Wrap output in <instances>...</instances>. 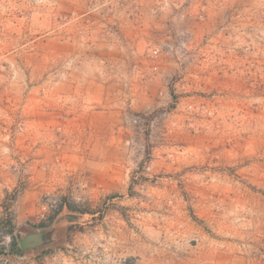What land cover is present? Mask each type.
<instances>
[{
	"label": "rangeland",
	"instance_id": "obj_1",
	"mask_svg": "<svg viewBox=\"0 0 264 264\" xmlns=\"http://www.w3.org/2000/svg\"><path fill=\"white\" fill-rule=\"evenodd\" d=\"M0 264H264V0H0Z\"/></svg>",
	"mask_w": 264,
	"mask_h": 264
},
{
	"label": "water",
	"instance_id": "obj_2",
	"mask_svg": "<svg viewBox=\"0 0 264 264\" xmlns=\"http://www.w3.org/2000/svg\"><path fill=\"white\" fill-rule=\"evenodd\" d=\"M66 244V229L63 220L56 218L49 227L23 226L19 245L27 253H36L45 248Z\"/></svg>",
	"mask_w": 264,
	"mask_h": 264
},
{
	"label": "trees",
	"instance_id": "obj_3",
	"mask_svg": "<svg viewBox=\"0 0 264 264\" xmlns=\"http://www.w3.org/2000/svg\"><path fill=\"white\" fill-rule=\"evenodd\" d=\"M67 206L70 209L75 210V208L70 203L67 204ZM54 217H55V214L52 216V219ZM6 224H8L10 226L8 234L11 237V250L13 252H16V253H21L22 250H21V247L19 245L18 236L14 235V226H13V223H12V218L10 216L7 217ZM44 226H46V225H41V227H44Z\"/></svg>",
	"mask_w": 264,
	"mask_h": 264
}]
</instances>
